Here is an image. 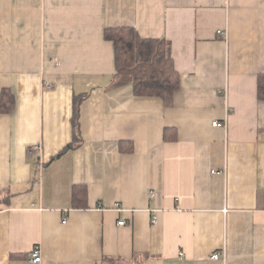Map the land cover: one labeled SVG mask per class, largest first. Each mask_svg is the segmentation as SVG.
<instances>
[{
	"label": "crops",
	"instance_id": "obj_1",
	"mask_svg": "<svg viewBox=\"0 0 264 264\" xmlns=\"http://www.w3.org/2000/svg\"><path fill=\"white\" fill-rule=\"evenodd\" d=\"M118 26L169 42L170 106L115 74ZM262 73L264 0H0V264H264Z\"/></svg>",
	"mask_w": 264,
	"mask_h": 264
},
{
	"label": "trees",
	"instance_id": "obj_2",
	"mask_svg": "<svg viewBox=\"0 0 264 264\" xmlns=\"http://www.w3.org/2000/svg\"><path fill=\"white\" fill-rule=\"evenodd\" d=\"M103 37L113 45L115 74L131 77L132 93L136 96L157 97L164 106H170L179 88L180 79L174 66L169 42L163 38L142 37L130 26L107 27L103 30ZM256 94L258 100L264 101V73L257 77ZM85 96L86 94H82L73 98L72 123L77 131L78 104ZM14 106V95L9 88H2L0 113H10ZM78 142V137L73 138L67 148L78 146ZM118 148L120 152H131L133 149L132 143L128 141H120ZM86 197V187L74 185L71 191V207L86 208ZM110 261L104 259L103 264Z\"/></svg>",
	"mask_w": 264,
	"mask_h": 264
},
{
	"label": "built area",
	"instance_id": "obj_3",
	"mask_svg": "<svg viewBox=\"0 0 264 264\" xmlns=\"http://www.w3.org/2000/svg\"><path fill=\"white\" fill-rule=\"evenodd\" d=\"M222 33V32H220ZM212 125L214 127H224L225 123L224 122H219V121H213L212 122ZM153 195V192L151 191L150 192V196ZM118 224L119 225H123L124 224V221H118ZM210 257L212 259H217L219 257V253H213L212 255H210ZM30 260L33 262V263H39L41 261V257H40V252H39V249L37 246H35L33 249H32V252L30 253Z\"/></svg>",
	"mask_w": 264,
	"mask_h": 264
}]
</instances>
